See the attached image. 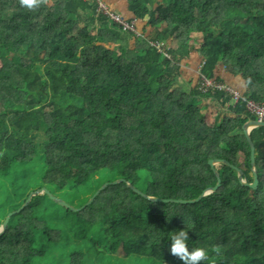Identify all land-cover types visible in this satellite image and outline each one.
Listing matches in <instances>:
<instances>
[{"label": "trees", "instance_id": "obj_1", "mask_svg": "<svg viewBox=\"0 0 264 264\" xmlns=\"http://www.w3.org/2000/svg\"><path fill=\"white\" fill-rule=\"evenodd\" d=\"M128 1L149 34L125 31L95 1L0 0V225L35 182L63 199L81 194L79 206L103 172L174 198L217 184L210 159L253 181L243 125L257 117L202 83L233 87L223 66L264 104V0ZM187 32L200 34L205 62L195 87L178 84ZM250 136L257 188L218 164L221 186L197 202L153 201L126 182L78 211L37 194L0 236V264H183L168 247L180 228L212 264H264V127Z\"/></svg>", "mask_w": 264, "mask_h": 264}, {"label": "water", "instance_id": "obj_2", "mask_svg": "<svg viewBox=\"0 0 264 264\" xmlns=\"http://www.w3.org/2000/svg\"><path fill=\"white\" fill-rule=\"evenodd\" d=\"M257 127H264V121H260V120H253V119H249L244 125H243V132L244 135L246 137V140L248 142V144L250 145L251 148V153H250V164H251V169H252V173H253V181L249 182L245 176H244V172L242 169L238 168L235 165L230 164V162L223 160V159H210L209 160V165L211 166V168L213 169L216 177H217V184L213 187H207L205 188L204 192L200 195L197 196L195 198H174V197H162V196H157L154 194H149L147 192H144L143 190H141L139 187L135 186L134 184H132L131 182L127 181V179L125 178H121L112 182H108L103 184L102 186H100L93 194L92 196L87 199L83 204L79 205V206H74L70 203H68L65 199H63L60 196H57L56 194H54L49 188H47L46 186H42L39 187L37 189L32 190L28 197L26 198V200L23 202V204L21 206H19L17 209L12 210L10 213H8L3 221V223L0 225V236L3 235L5 233V230L8 226V223H10L11 220V216L15 213H18L19 211H21L25 206L28 205V203L31 201L32 197L34 195L37 194H44L47 193L49 194V196L54 199L55 201H57L58 203H60L61 205L70 208L72 210L78 211L83 209L85 206L91 204L95 197L101 192V190L105 189L108 186L111 185H117L120 183H124L126 182L128 184L129 187H132L134 190H136L137 192H139L141 195L153 200V201H162V202H181V203H188V202H197L200 201L205 195L210 194L214 191H216L220 186H221V178H220V173L217 169V165L218 164H226L228 166H230L231 168H233L234 170L237 171L238 173V180L239 182L244 185V186H248L250 188H257L258 184H259V178H258V170H257V165H256V160H255V146L251 140V136L250 133L254 128Z\"/></svg>", "mask_w": 264, "mask_h": 264}, {"label": "crops", "instance_id": "obj_3", "mask_svg": "<svg viewBox=\"0 0 264 264\" xmlns=\"http://www.w3.org/2000/svg\"><path fill=\"white\" fill-rule=\"evenodd\" d=\"M110 7L116 11L125 14L128 18L132 19L136 22L138 29L142 32L143 30H147V34L152 31V27L146 25V20L137 18L133 12L130 10V4L128 0H107ZM162 26V24H161ZM201 37L199 33L187 32L184 40L189 41L191 45L190 54L180 60V68H181V76L178 79V84L184 85L186 87H195L199 85L201 72H202V64H203V55L200 51L201 45L197 39ZM135 37H131V43L134 47L135 45ZM217 75L220 76L226 83L232 85L234 88L238 89L240 92L245 91V83L244 80L240 76H233L231 73L227 72L223 66H219L217 70ZM213 106V105H212Z\"/></svg>", "mask_w": 264, "mask_h": 264}, {"label": "built area", "instance_id": "obj_4", "mask_svg": "<svg viewBox=\"0 0 264 264\" xmlns=\"http://www.w3.org/2000/svg\"><path fill=\"white\" fill-rule=\"evenodd\" d=\"M87 1H95L97 4V12L109 16L112 22L118 23L125 31L141 34V31L138 29L136 22L128 18L125 14L114 11L108 4L107 0H87ZM204 64L205 62H203V65ZM202 89L205 92H208L210 90L212 91L220 90V91L229 92L233 96L235 102H238L239 100H243L246 103L247 110L252 115L257 117V120L264 121V104H260L253 100L244 98L242 94L233 87H230L218 81L210 80L203 75Z\"/></svg>", "mask_w": 264, "mask_h": 264}, {"label": "clouds", "instance_id": "obj_5", "mask_svg": "<svg viewBox=\"0 0 264 264\" xmlns=\"http://www.w3.org/2000/svg\"><path fill=\"white\" fill-rule=\"evenodd\" d=\"M20 4L28 9H35L39 6L40 0H20ZM189 235L186 228H180L170 231L168 234V247L173 255L178 256L183 264H197L198 261L208 260V264H212L209 260L208 251L205 247H192L188 245Z\"/></svg>", "mask_w": 264, "mask_h": 264}, {"label": "rangeland", "instance_id": "obj_6", "mask_svg": "<svg viewBox=\"0 0 264 264\" xmlns=\"http://www.w3.org/2000/svg\"><path fill=\"white\" fill-rule=\"evenodd\" d=\"M185 37V36H184ZM197 41L200 42V38L197 39ZM240 92V91H239ZM241 93V92H240ZM215 113V110L214 111H207V114H208V118L209 120H212L214 117H213V114ZM213 117V118H212ZM240 160H243V156L240 155ZM97 183L96 184H99L100 182H103V184L105 183H108V182H112V181H115L113 180V177H111V174H109L108 172H103L99 177L98 179L96 180ZM40 184L35 182V187H38L39 188ZM48 188V187H47ZM62 194V193H61ZM63 197L65 198V200L74 205V206H77L79 204V202L81 201V194H75V195H65V194H62Z\"/></svg>", "mask_w": 264, "mask_h": 264}]
</instances>
